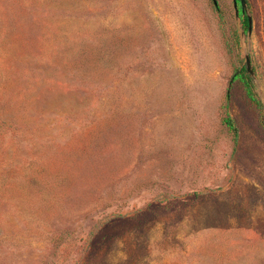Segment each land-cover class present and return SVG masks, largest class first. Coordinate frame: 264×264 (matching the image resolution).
Listing matches in <instances>:
<instances>
[{
  "label": "rangeland",
  "instance_id": "1",
  "mask_svg": "<svg viewBox=\"0 0 264 264\" xmlns=\"http://www.w3.org/2000/svg\"><path fill=\"white\" fill-rule=\"evenodd\" d=\"M28 1L0 0V264H264V126L232 81L249 54L264 102V0L251 33L233 0ZM26 51L53 64L21 65L4 122Z\"/></svg>",
  "mask_w": 264,
  "mask_h": 264
},
{
  "label": "trees",
  "instance_id": "2",
  "mask_svg": "<svg viewBox=\"0 0 264 264\" xmlns=\"http://www.w3.org/2000/svg\"><path fill=\"white\" fill-rule=\"evenodd\" d=\"M36 1H38V0H29L28 1V6L31 10L30 13L31 14L33 13L32 14L33 19L38 18L39 13H40L39 11H36V10L32 11V8H34V4ZM214 3L217 6V8L220 10L219 1L215 0ZM36 5L38 6V4H36ZM238 7H239L240 16L242 17V20H243V25H244L245 29L249 31V25H250L249 14L246 11H243L242 4H241L240 0H238ZM39 9H40V7H39ZM49 9L52 11H48ZM43 11H45V14H49V12H50L54 15L56 12V9L53 6H47L46 8H44ZM32 43H33L32 34H30V38H29L27 44L25 45V49H27L29 46H31ZM25 54H27V57L23 58V56ZM28 54H30V56ZM24 55H22V53H19V55L14 56V61L13 60H11L10 62L8 61L10 72L12 74L11 75L9 73V76L12 79V81H10V85H8V87H9L8 91L10 92L9 93L10 105L12 104V108L14 111L12 110L10 113H8L9 115L6 116L7 120H4V122L8 121L10 123V121L15 120L14 118H17V119L20 118V116L18 114V110L20 109V106L22 104V102H21V99H22L21 98V91L17 94H13L12 91L14 89H18L21 86V83H20V86L18 85V81L20 80V77L18 76L16 78V76L18 75V72L21 68V65H23L24 74L28 76V78L25 79V82L31 81L29 83V85L31 83L38 85L41 82L47 81V80H44L43 77H41V74H40L39 69H38L39 66L31 65V64H33V62L31 61L32 60L31 58L39 61L42 65H45L44 67H50L53 64V56L48 51L44 52L42 55H35L33 53L26 51L24 53ZM28 57H29V59H27ZM31 72L33 73V75H31ZM48 80L51 81L52 77H50V79H48ZM235 80H240L243 83L244 88H245V92H246L247 96L251 99V101L255 104L256 108L258 109L259 114H260L261 124L264 126V102L257 95V93L254 89V79H253L252 75L249 73L246 65H244L243 67L238 68L236 70V72L234 73V75L232 77V81H235ZM223 120L228 125V127L235 132V134H236L235 136L237 138L238 137V127H237L234 119L231 117V115L227 114Z\"/></svg>",
  "mask_w": 264,
  "mask_h": 264
},
{
  "label": "water",
  "instance_id": "3",
  "mask_svg": "<svg viewBox=\"0 0 264 264\" xmlns=\"http://www.w3.org/2000/svg\"><path fill=\"white\" fill-rule=\"evenodd\" d=\"M240 1H241V4H242L243 11H246L247 1L246 0H240ZM234 5H235V8H236V13L239 14L238 0H234ZM249 20H250L249 33H251V30H252V18H251L250 15H249ZM246 64H247L248 71L251 73V75L253 77H255V71L253 69L251 58H250L249 54L246 55Z\"/></svg>",
  "mask_w": 264,
  "mask_h": 264
}]
</instances>
